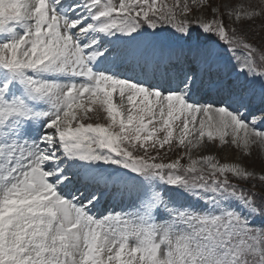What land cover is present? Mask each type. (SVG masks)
<instances>
[{"label":"snow or ice","instance_id":"snow-or-ice-1","mask_svg":"<svg viewBox=\"0 0 264 264\" xmlns=\"http://www.w3.org/2000/svg\"><path fill=\"white\" fill-rule=\"evenodd\" d=\"M192 4L0 0V264H264V4Z\"/></svg>","mask_w":264,"mask_h":264},{"label":"rangeland","instance_id":"rangeland-1","mask_svg":"<svg viewBox=\"0 0 264 264\" xmlns=\"http://www.w3.org/2000/svg\"><path fill=\"white\" fill-rule=\"evenodd\" d=\"M187 2L191 7H195L192 4V0H157L158 4H163V5H167L168 7H172L174 8V10L176 11L178 18H182V7L183 4ZM227 2H235V0H211V3L213 4H223V3H227ZM254 3H261L264 4V0H253ZM177 4H179V7H177ZM197 13L195 11L190 12L189 13V17L193 18ZM257 30L259 29V25H257ZM260 43V42H258ZM114 100L118 101V95L114 97ZM90 116H92L93 118L91 120L85 121V123H107V121L103 118L104 114L101 112L100 113V119L97 120L95 118V114L94 113H90ZM162 135V134H161ZM167 150V146L164 150H160L161 156L164 155L165 151ZM177 153L179 152V150H176ZM198 151V150H197ZM261 151H264V149H262ZM201 154H211L213 156H215L221 163H244V164H248L250 168H255L257 170V174H259V169L261 167V159L257 153L256 150H253L252 156L250 158H246L245 156H243L241 154L240 151L231 148V147H223L221 148L219 145H217L216 147L212 148L210 152L207 153H201ZM168 158H175V155L171 152L168 153ZM166 158L165 162H169V159ZM184 162V161H182ZM107 206V205H106ZM105 206V207H106Z\"/></svg>","mask_w":264,"mask_h":264},{"label":"trees","instance_id":"trees-1","mask_svg":"<svg viewBox=\"0 0 264 264\" xmlns=\"http://www.w3.org/2000/svg\"><path fill=\"white\" fill-rule=\"evenodd\" d=\"M257 31L259 32L260 36L264 37V31H262V30H257ZM253 42L259 44L258 42H260V40L257 39V40H255Z\"/></svg>","mask_w":264,"mask_h":264}]
</instances>
